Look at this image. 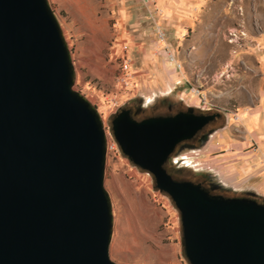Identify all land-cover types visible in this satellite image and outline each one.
I'll return each mask as SVG.
<instances>
[{
    "label": "water",
    "instance_id": "obj_1",
    "mask_svg": "<svg viewBox=\"0 0 264 264\" xmlns=\"http://www.w3.org/2000/svg\"><path fill=\"white\" fill-rule=\"evenodd\" d=\"M73 86L48 1L0 0V264H119L109 254L105 130ZM216 116L190 110L136 120L121 109L111 131L173 201L189 264H264V202L255 191L213 194L166 168L177 144ZM215 188L233 189L220 180Z\"/></svg>",
    "mask_w": 264,
    "mask_h": 264
},
{
    "label": "rangeland",
    "instance_id": "obj_2",
    "mask_svg": "<svg viewBox=\"0 0 264 264\" xmlns=\"http://www.w3.org/2000/svg\"><path fill=\"white\" fill-rule=\"evenodd\" d=\"M47 1L70 51L73 88L96 108L105 130L110 258L189 264L178 210L152 175L121 153L111 119L142 99L222 114L208 140L183 149L168 169L177 179L209 175L233 188L214 194L253 190L263 203L264 138L247 132L238 117L264 108V0ZM233 166L247 171L236 175Z\"/></svg>",
    "mask_w": 264,
    "mask_h": 264
},
{
    "label": "flooded vegetation",
    "instance_id": "obj_3",
    "mask_svg": "<svg viewBox=\"0 0 264 264\" xmlns=\"http://www.w3.org/2000/svg\"><path fill=\"white\" fill-rule=\"evenodd\" d=\"M165 103H166L165 101L161 100V102L157 101L155 103L146 102V104L144 105L143 99L138 102L136 100L133 101V104L121 107L117 112H119L121 109L129 110L131 116L136 120H142L144 118H148L152 116H169V115H174L178 112L190 111V110L195 114H204V115L217 114V116L213 120H210L194 137H192L189 140H184L177 144L174 152L172 153V155L170 156L169 160L166 163V168L168 169L169 165L172 164L176 165L177 160L174 159L175 155H177L183 149H193L204 144L208 140L211 133L214 132L219 127L218 126L219 122L222 120L223 116L218 112H196L194 109H189L188 107L184 109L182 107H179L171 103H167V105H165ZM148 106L149 107L151 106L153 110L149 112H145V109ZM168 171L170 172L169 169ZM171 174L173 175V173ZM173 177L175 176L173 175ZM195 182L201 183L211 193L217 190V188H215V186L217 185V181L215 180L214 177H210L209 175H206V177L203 178L202 180H197Z\"/></svg>",
    "mask_w": 264,
    "mask_h": 264
},
{
    "label": "crops",
    "instance_id": "obj_4",
    "mask_svg": "<svg viewBox=\"0 0 264 264\" xmlns=\"http://www.w3.org/2000/svg\"><path fill=\"white\" fill-rule=\"evenodd\" d=\"M263 58V57H262ZM263 112V118H262ZM239 121L243 123L246 131L249 133H257L256 131L259 130V137L264 138V108L262 106L257 107V109L253 110L250 113L242 112L239 115ZM229 153L226 152L225 155ZM233 171L234 174H239L241 172H246V167L244 166H233L229 168V172Z\"/></svg>",
    "mask_w": 264,
    "mask_h": 264
},
{
    "label": "bare ground",
    "instance_id": "obj_5",
    "mask_svg": "<svg viewBox=\"0 0 264 264\" xmlns=\"http://www.w3.org/2000/svg\"><path fill=\"white\" fill-rule=\"evenodd\" d=\"M238 119H239V117H238Z\"/></svg>",
    "mask_w": 264,
    "mask_h": 264
}]
</instances>
